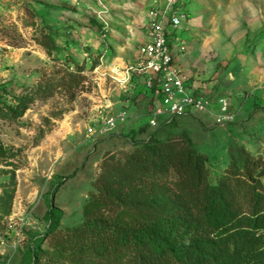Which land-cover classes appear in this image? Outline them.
<instances>
[{"label":"rangeland","instance_id":"rangeland-1","mask_svg":"<svg viewBox=\"0 0 264 264\" xmlns=\"http://www.w3.org/2000/svg\"><path fill=\"white\" fill-rule=\"evenodd\" d=\"M172 11L185 14L173 49L191 89L228 99L236 112L225 128L181 118L172 133L188 134L214 177L239 147L264 163V0H178L172 10L166 0H0V264H103L78 254L72 238L82 207L104 154L130 151L155 131L142 81L121 88L105 73L136 64L153 15ZM65 71L83 77L77 89L35 93ZM25 96L23 109L7 111ZM99 105L131 117L108 137H90Z\"/></svg>","mask_w":264,"mask_h":264},{"label":"trees","instance_id":"trees-1","mask_svg":"<svg viewBox=\"0 0 264 264\" xmlns=\"http://www.w3.org/2000/svg\"><path fill=\"white\" fill-rule=\"evenodd\" d=\"M79 75L65 71L35 93L70 92L79 87ZM26 100L7 111L18 112ZM175 122L130 151L104 154L83 222L72 235L78 254L103 264H264L263 161L239 147L214 177L188 134L172 133ZM58 217L50 206L48 218Z\"/></svg>","mask_w":264,"mask_h":264},{"label":"built area","instance_id":"built-area-1","mask_svg":"<svg viewBox=\"0 0 264 264\" xmlns=\"http://www.w3.org/2000/svg\"><path fill=\"white\" fill-rule=\"evenodd\" d=\"M168 9L176 7L178 0H166ZM185 20L183 12L172 11L168 19L153 15L146 33L145 43L139 48V60L132 66L111 67L105 76L124 88L131 80L134 86L142 81V89L150 94L151 108L147 126L156 130L181 118L206 115L214 119V125L225 128L230 125L236 112L226 98L215 97L191 89L188 78L175 62L174 45L178 30ZM177 48H183L177 45ZM90 137L105 138L120 127L123 128L131 115L126 110L113 111L111 106L99 105L92 113Z\"/></svg>","mask_w":264,"mask_h":264},{"label":"crops","instance_id":"crops-1","mask_svg":"<svg viewBox=\"0 0 264 264\" xmlns=\"http://www.w3.org/2000/svg\"><path fill=\"white\" fill-rule=\"evenodd\" d=\"M195 117H197L198 118V120H200V122H199V124L201 125V127H203L204 128V125H205V123H207V121L209 120V117H200L199 115H197V116H195ZM194 117V118H195ZM201 118H202V120H201ZM133 129L132 130H134V129H136V128H138V127H132ZM134 132V131H133ZM135 133V132H134ZM133 133V134H134ZM145 139V138H144ZM144 139L142 138V139H140L138 142H140V141H144ZM109 144V142L108 141H106L105 143H103V144H100V145H103L105 148H108V145ZM107 146V147H106ZM107 150V149H106Z\"/></svg>","mask_w":264,"mask_h":264}]
</instances>
